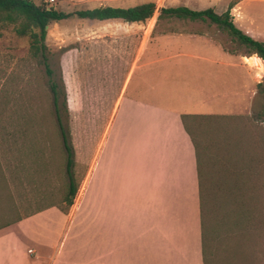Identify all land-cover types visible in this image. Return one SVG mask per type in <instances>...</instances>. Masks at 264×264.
<instances>
[{"label":"rangeland","instance_id":"1","mask_svg":"<svg viewBox=\"0 0 264 264\" xmlns=\"http://www.w3.org/2000/svg\"><path fill=\"white\" fill-rule=\"evenodd\" d=\"M32 1L65 12L147 1L156 5L152 17L143 23L76 16L48 23L45 44L51 80L57 86L60 121L73 151L71 171L77 187L109 134L105 156L113 153L114 164L135 165L144 140L135 125L121 129L120 122L130 101L154 102L172 110L170 72H204L207 57L222 59V53L233 62L224 72L242 76L255 72L254 84L249 77V93L243 92L242 101L229 112L246 116L253 124L243 123L241 117L234 119L237 135L233 134L227 146L211 134L204 169L210 185L204 205L207 199L209 264H264V61L209 21L157 19L161 7H212L218 13L232 7L236 25L264 42V0ZM48 84L45 67L39 57L31 55L27 37L16 34L13 24L0 25V178L4 180L0 183V224L50 205L66 206V153L56 134L58 124ZM24 119L32 132L21 135L17 124ZM120 130L122 134H118ZM147 150L152 160L154 148ZM258 154L263 155L260 161ZM199 157L203 164L201 148ZM85 215L81 210L70 221L63 216L54 220L55 238L41 245L45 253L52 250L54 256L59 251L60 260L69 264H146L148 244L144 236L131 234V223L127 222L122 242L120 238L106 241L113 251L110 248L112 253L105 258L100 253L102 240L93 238L98 232L93 219ZM39 223L40 228L51 224L49 220ZM140 230L144 233V226ZM120 248L121 259L114 252ZM126 253L131 256L125 262Z\"/></svg>","mask_w":264,"mask_h":264},{"label":"crops","instance_id":"2","mask_svg":"<svg viewBox=\"0 0 264 264\" xmlns=\"http://www.w3.org/2000/svg\"><path fill=\"white\" fill-rule=\"evenodd\" d=\"M232 64L222 53V59L207 57L204 72H170L172 110L154 102H128V117L125 115L119 127L135 125L144 140L135 165H117L112 162L117 160L115 154L105 156L109 134L89 161L67 212L51 205L0 228V264H69L60 260L59 251L53 256L52 250L47 254L41 245L55 238L54 220L63 216L70 221L81 210H85V218L93 219L98 231L93 238L102 240L100 253L105 258L112 253L106 241L120 238L122 242L129 222L131 234L144 236L148 244L146 264H203L197 157L181 115H233L229 112L242 101L243 92L249 93V77L254 84L255 72H243V76L224 72ZM148 147L154 148L152 160ZM46 220L51 224L40 228L38 222ZM114 252L122 258L121 248ZM130 256L126 253L125 262Z\"/></svg>","mask_w":264,"mask_h":264},{"label":"trees","instance_id":"3","mask_svg":"<svg viewBox=\"0 0 264 264\" xmlns=\"http://www.w3.org/2000/svg\"><path fill=\"white\" fill-rule=\"evenodd\" d=\"M156 5L153 1L142 2L133 6L120 7V6H98L89 9L76 10L72 12H65L57 10L51 6L46 7L34 3L32 0H0V25L13 24L14 31L19 36H25L29 42V50L32 56L39 57L45 67V73L48 77V86L52 94V104L57 119L56 134L60 136L63 148L66 153L65 171L68 177V186L65 193L66 206L64 208L57 206L61 211L67 212L68 208L73 203V198L77 191V186L73 181L71 167L73 165V151L72 147L68 144L66 132L60 121V113L58 108V91L56 84L51 80L52 70L48 63V49L45 44L46 28L50 21H59L76 16L79 19L87 20H120L126 23H143L152 17ZM232 7H228L224 12L218 13L212 7L205 9H192L188 6H169L161 7L157 19L176 18L180 20H201L214 23L217 27L225 31L234 40L238 41L240 45L247 48L249 54H256L257 58L264 61V42L256 39L240 29L234 19L235 16L231 12ZM61 85L63 86L62 78L60 77ZM260 85V84H258ZM64 94V108L67 111L65 91ZM244 118L245 124H253V120L240 115H217V114H182L181 120L187 133L191 136L193 146L195 148L197 157V169L199 175V201H200V219H201V252L203 264H209L207 257L208 254V227H207V199L204 205V198H208V186L210 180L204 177L205 167L207 164V153L210 142H213L220 137L225 141V146L234 135H237L233 124H238L236 118ZM253 121V122H252ZM21 135L31 133L29 122L25 119L17 124ZM32 128H39L32 127ZM213 134V136H211ZM48 135V134H46ZM223 135V137H221ZM204 152V163L201 164L199 157V149ZM215 147H213L214 151ZM257 155V160L263 158V155ZM1 166V165H0ZM0 176L2 170L0 169ZM4 181L0 178V183ZM205 183H208L207 185ZM51 206V205H50ZM49 207V206H48ZM41 210V209H39ZM37 210V211H39ZM34 213V212H33ZM17 216L14 219L8 220L0 224V228L22 218L31 215Z\"/></svg>","mask_w":264,"mask_h":264},{"label":"water","instance_id":"4","mask_svg":"<svg viewBox=\"0 0 264 264\" xmlns=\"http://www.w3.org/2000/svg\"><path fill=\"white\" fill-rule=\"evenodd\" d=\"M48 25L45 26V28H47Z\"/></svg>","mask_w":264,"mask_h":264}]
</instances>
